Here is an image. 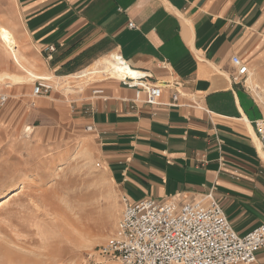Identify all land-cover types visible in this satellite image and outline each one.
Wrapping results in <instances>:
<instances>
[{
  "label": "crops",
  "instance_id": "crops-1",
  "mask_svg": "<svg viewBox=\"0 0 264 264\" xmlns=\"http://www.w3.org/2000/svg\"><path fill=\"white\" fill-rule=\"evenodd\" d=\"M1 1L19 60L0 44V73L33 71L56 84L35 104L29 83L1 85L8 96L0 116L32 126L39 139L92 138L109 178L133 202L183 205L212 190L238 233L264 224L255 128L264 106L252 90H264V0ZM113 53L161 86L157 104L146 93L137 99V88L102 66L94 73ZM234 56L250 68L246 81L232 80ZM256 258L264 264V249Z\"/></svg>",
  "mask_w": 264,
  "mask_h": 264
},
{
  "label": "rangeland",
  "instance_id": "rangeland-1",
  "mask_svg": "<svg viewBox=\"0 0 264 264\" xmlns=\"http://www.w3.org/2000/svg\"><path fill=\"white\" fill-rule=\"evenodd\" d=\"M2 15L0 29L13 32ZM0 75V86L29 83L32 95L37 77L26 82L25 75L19 83L11 75L20 74ZM252 90L264 106V90ZM7 93L0 88V96ZM5 115L0 116V192L15 187L0 198V264H121L101 252L123 205L94 140L77 134L39 139L32 126L20 127Z\"/></svg>",
  "mask_w": 264,
  "mask_h": 264
},
{
  "label": "built area",
  "instance_id": "built-area-1",
  "mask_svg": "<svg viewBox=\"0 0 264 264\" xmlns=\"http://www.w3.org/2000/svg\"><path fill=\"white\" fill-rule=\"evenodd\" d=\"M47 50L54 51L55 47ZM117 57L121 65H128L121 55ZM233 62L237 71L232 80L246 81L250 74L248 64L238 56L233 57ZM146 77L139 73L121 79L137 88V99L146 93L145 101L157 104L162 88L150 84ZM54 88L55 82L50 78H38L33 98L48 95ZM103 93L102 89L93 90L94 95ZM178 98V94L173 95L174 102ZM6 100L7 96L2 95L1 105ZM255 128L264 147V117L255 121ZM121 200L123 209L114 233L101 248L102 253L116 257L121 264H252L257 260L256 252L264 249V224L246 234L238 233L212 190L183 205L176 200L133 202L127 196Z\"/></svg>",
  "mask_w": 264,
  "mask_h": 264
},
{
  "label": "bare ground",
  "instance_id": "bare-ground-1",
  "mask_svg": "<svg viewBox=\"0 0 264 264\" xmlns=\"http://www.w3.org/2000/svg\"><path fill=\"white\" fill-rule=\"evenodd\" d=\"M0 44L5 51H7L10 55H12V57H14V60L18 58V51H19L18 42L16 38L14 37V35L6 28L0 29ZM99 66H102V69L106 73L107 76L113 77V78L120 79V78H124L128 76H137L139 74L133 71L128 65H121L118 62L117 53H113L110 56L100 60L94 67L95 69L94 73L99 71V70H96V69H99ZM36 77L37 78H49L44 75L40 76L39 74L32 71L31 74H28L25 80L26 82H30L31 79L36 78ZM11 78H12V81L14 82L23 81L22 77L18 75H11ZM0 82H4V77L2 75H0ZM33 103L35 104V102H32V104ZM14 187L15 185H11L10 187L1 191L0 198H2L6 194V192H8L9 190H12Z\"/></svg>",
  "mask_w": 264,
  "mask_h": 264
}]
</instances>
